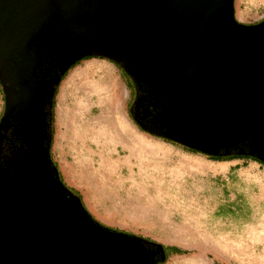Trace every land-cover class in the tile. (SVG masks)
Segmentation results:
<instances>
[{
  "label": "water",
  "instance_id": "1",
  "mask_svg": "<svg viewBox=\"0 0 264 264\" xmlns=\"http://www.w3.org/2000/svg\"><path fill=\"white\" fill-rule=\"evenodd\" d=\"M0 8L19 11L17 20L4 23L5 35L0 20L1 50L26 42L34 22L20 18L53 11L54 32L62 34L57 39L70 34L67 47L86 45L92 49L86 55L108 58L133 78L153 67L161 80L156 95L163 99V113L164 92L158 89L169 84L172 104L179 100L175 115L183 113L188 123L207 124L212 120L207 105H218L216 99L234 103L255 76L264 81V30L238 25L233 0H0ZM226 26L242 31L240 42ZM143 53L142 60L130 59ZM178 92L181 96L173 94ZM22 171L15 184L0 177V264H151L140 240L94 223L45 153L34 154Z\"/></svg>",
  "mask_w": 264,
  "mask_h": 264
},
{
  "label": "rangeland",
  "instance_id": "2",
  "mask_svg": "<svg viewBox=\"0 0 264 264\" xmlns=\"http://www.w3.org/2000/svg\"><path fill=\"white\" fill-rule=\"evenodd\" d=\"M233 18L262 20L264 0H233ZM130 87L103 59H84L67 72L56 92L50 150L62 182L97 222L185 252L167 261L264 264V167L217 162L139 132L128 118ZM118 123L131 139L116 138ZM225 205L235 208L227 217L217 213Z\"/></svg>",
  "mask_w": 264,
  "mask_h": 264
},
{
  "label": "flooded vegetation",
  "instance_id": "3",
  "mask_svg": "<svg viewBox=\"0 0 264 264\" xmlns=\"http://www.w3.org/2000/svg\"><path fill=\"white\" fill-rule=\"evenodd\" d=\"M98 12L99 10L96 9L94 12L95 17L99 15ZM18 14L17 9H10L7 12L0 8L1 27L4 35L7 31V26L4 23L7 19H10L11 22L17 20ZM53 15V11L45 13L40 10L31 12V15H27L23 19L20 18V22H34L30 32L27 33L24 39H27L26 41L32 39L34 42L40 39H42V42L45 40L51 42L58 40L63 45H60L63 47L62 51L61 49L55 50L51 58L45 49L39 50L38 54L30 51L27 58H25L24 51L21 50L22 47H18L19 49L14 50L11 55L4 56L0 54V177L5 178L12 184L17 183L21 178L22 168L34 154L43 155L45 153L52 164L50 150L53 141L56 92L67 72L77 63L87 58L106 60L127 76L131 86L127 110L128 118L139 132L151 138L178 145L189 152L205 155L218 162L251 160L264 167V81L255 76L256 81L249 82L246 88L242 90L241 99L234 101V103H239L238 108L233 109V112L230 109V99L223 102L216 99V103L219 104L215 106L212 103L213 107L211 108L215 112L209 114L212 116V120H209L205 125L202 124V126L197 121L195 123L187 122L186 124L181 119V115L176 117L174 114L173 116L168 114L165 117L161 107L163 99L156 95V84L148 74L144 73L140 77L133 78L121 66L108 58L86 55L92 50L86 45L82 46L81 51L77 49L75 55L70 54L65 47L70 34L62 40L57 39V36L62 34L54 32ZM62 16L64 19V14ZM45 19L49 20L48 25L39 28V24ZM234 21L240 26L260 27L261 30H264V18L253 24L238 23L235 19ZM111 26L114 27V24L111 23ZM226 28L229 31L232 30V40L240 42L242 31L237 28L231 29L230 26H226ZM224 30L222 28V31ZM97 34H99V31H97ZM7 36H10L9 33ZM32 47L30 49L37 50V42L32 43ZM128 50L129 48L126 47L125 51ZM80 54L83 56L78 58ZM36 55H39V58ZM143 57H147V53L133 54L130 59L142 60ZM33 58H37V62L33 61ZM74 59L76 60L70 64V61ZM28 61H32V63L30 64L31 68L26 72ZM248 62L251 65V60H248ZM252 87L254 90L249 104L240 103L246 98V89ZM40 94H42L43 99L38 104L37 109L41 112L42 124L37 139L38 145L33 146L28 144L27 141L25 142L22 136L23 126L20 121L21 118L27 119L30 116L29 111L23 112V110L24 108L31 109L29 105L33 97L38 99ZM199 103L198 101L197 104L199 105ZM11 106H14L16 110H10L12 109ZM219 106H224V109L220 110ZM190 110L193 111V105L188 109V111ZM194 110H196L194 117L196 116V120H199L198 107ZM214 116L217 118L216 120ZM33 118H35V115ZM200 132L206 133L205 137L208 142L199 139ZM166 136H173L177 138V141ZM140 245L144 250L151 253L149 257L151 264H155L163 258L164 255L160 250L145 246L141 242Z\"/></svg>",
  "mask_w": 264,
  "mask_h": 264
},
{
  "label": "bare ground",
  "instance_id": "4",
  "mask_svg": "<svg viewBox=\"0 0 264 264\" xmlns=\"http://www.w3.org/2000/svg\"><path fill=\"white\" fill-rule=\"evenodd\" d=\"M36 42H37V48H36L37 50L30 49L32 47V43H36ZM36 42H34L32 39H28V41L24 42L22 45L20 44L19 46L17 45L16 47L10 48L9 51L8 50H4V49L1 50L2 47H0V50H1L0 54H2L4 56L11 55V54H13L14 50L17 51L19 49L18 47H22L21 50L24 51L23 54L25 55V58H27V56L29 55L28 52L32 51V52L38 54V51L41 50V49H45V51H47L49 53V57L51 58L52 54L55 52V50L57 51V50L61 49V51H62V49H63V47H61L63 45L58 40H56L55 42H51L49 40H45V41L42 42V39H40V40H38ZM74 45H76V46H74ZM65 47H66V50H68V52L70 54H72V55H75L77 53L76 52L77 49L80 50V51L83 49V47H79L77 43L76 44L73 43L69 47H67V44H66ZM38 56L39 55H36L37 58H39ZM37 58H33L34 59L33 61L37 62ZM253 62H255V60H253L252 63ZM31 63H32V61H28L27 62V66H26V69H25L26 72L31 68L30 67ZM146 70H148L147 71L148 76L150 75V77L152 78V80L156 84L155 87H156V92H157V86L161 83V80L157 76L158 73H155V71H153V67L151 69H146ZM168 87H170V85L166 84V86H162L160 89H158V93H160V91H162L161 93L164 92V94H162V95H163V98L165 100L164 102L166 103V105L164 106L165 109H166V113H164L165 117L168 114H171L173 116V114L175 115V112L179 111V107L175 105V103L178 102L179 100H177L174 104H172V100L173 99L171 100V96L167 94ZM253 90H254L253 87L251 89L247 88L246 89V91H247L246 92V98L244 100H242V102H240V103H245L246 105L249 104V101L252 98ZM173 94L177 95V94H179V92L178 93H173ZM32 95L34 96V94H32ZM179 95L181 96V94H179ZM159 96H161V95H159ZM183 97H184V95H183ZM42 99H43L42 94L39 95L38 99H35V97H33V100L30 102V105H29L31 107V109L27 110L26 108H24V110H23V112L24 111H29L30 116L27 119L21 118V121H20V122H22V126H23V128H22L23 135L22 136L25 139V142L27 141L28 144H32L33 146H37L38 145V142H37L38 140L37 139L39 138L38 134L40 132V127H41V124H42L41 123L42 117H41V112H40L39 109H37V107H38V104H40V102L42 101ZM237 100H239V99L237 98ZM238 103L239 102L230 103L232 105V106L230 105V109L232 110V112H233V109H237L238 108ZM192 105H193V103H192ZM207 106H208V108H207L208 113L214 114L215 111L213 112L212 108H211V107H213V105H207ZM11 107H12V109H10V110H13V109L16 110V108H14V106H11ZM218 108L220 110H223L224 106H219ZM182 109H184L183 106H182ZM37 114H38V118L36 119ZM39 114H40V116H39ZM34 115H35V118H33ZM180 115H181V119L184 122H186V124H187V121H185L184 118H183L184 114L181 113L178 116L180 117ZM24 128L28 129V130H25ZM189 132H190V130H189ZM202 139L204 141L208 142L206 137H203Z\"/></svg>",
  "mask_w": 264,
  "mask_h": 264
},
{
  "label": "trees",
  "instance_id": "5",
  "mask_svg": "<svg viewBox=\"0 0 264 264\" xmlns=\"http://www.w3.org/2000/svg\"><path fill=\"white\" fill-rule=\"evenodd\" d=\"M52 165H53V167L55 169L56 177L58 178V180H60L62 182L60 173L58 172L57 166L53 162V160H52ZM62 184L66 188L68 194L71 195V196H73L77 200V202L86 210L85 206L82 203V200L80 198V195L76 191L72 190L71 188L66 187V185L63 182H62ZM233 206L234 205L221 206L219 208V210H218L217 213L220 216L227 217V216H229L234 211L235 208ZM86 212L88 213L87 210H86ZM88 215L91 217V219L94 221L95 224L101 226L102 228H104V229H106V230H108L110 232H113V233L125 234L124 232L118 231V230L113 229V228H109V227H107V226H105V225L97 222V220H95L89 213H88ZM126 234L129 235V236H132V237H134V238H136L138 240H140V242L143 243L145 246H151L152 248H156L157 250H160L163 253V255H164L163 258H161L160 260H158L155 264H164V263H166L167 258L170 255H173V254L180 255V254H184L185 253L184 251H182L179 248L174 247V246H163V245H161L159 243H156V242H154V241H152L150 239H147V238L135 236L133 234H128V233H126ZM165 250L169 251V254L168 255H166Z\"/></svg>",
  "mask_w": 264,
  "mask_h": 264
},
{
  "label": "crops",
  "instance_id": "6",
  "mask_svg": "<svg viewBox=\"0 0 264 264\" xmlns=\"http://www.w3.org/2000/svg\"><path fill=\"white\" fill-rule=\"evenodd\" d=\"M123 125V124H122ZM124 126V128H126V125H123ZM120 129H121V125H120V123H118L117 125H116V131L114 132V134H115V136H116V138L117 137H125V138H130V135H127V134H125L124 132H122V131H120ZM131 139V138H130ZM53 162L57 165V166H59V162H58V160L56 159V157L54 156L53 157ZM215 161V160H214ZM218 162V161H217ZM74 168H78L77 166L76 167H74ZM81 177H83V174L82 173H80L79 174V176H77V178L78 179H82ZM180 255H182V254H180ZM171 256H176L177 258H178V254H173V255H170L168 258H167V260H169V259H171ZM189 261V260H195L196 262H197V264H200V261H199V257L198 256H193V257H191V258H187V259H183V260H174V261H166V263L165 264H176V262H179V261Z\"/></svg>",
  "mask_w": 264,
  "mask_h": 264
}]
</instances>
